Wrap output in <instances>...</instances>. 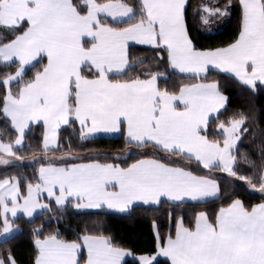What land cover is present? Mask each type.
I'll use <instances>...</instances> for the list:
<instances>
[{
  "label": "snow or ice",
  "instance_id": "snow-or-ice-1",
  "mask_svg": "<svg viewBox=\"0 0 264 264\" xmlns=\"http://www.w3.org/2000/svg\"><path fill=\"white\" fill-rule=\"evenodd\" d=\"M240 4L238 39L226 48L200 51L188 35L186 0H140L138 19L136 10L124 0H81L79 4L74 0H0V28L23 29L10 42L0 44V63L14 59L19 63L15 74L0 83L7 87L23 80L25 66L38 57L47 58L32 80L15 94L8 87L3 97L0 112L10 118L18 133L15 145H22L25 130L34 121L42 120L47 128L45 150L60 126L72 118L81 126L82 139L98 132H118L126 125L127 138L138 146L151 142L170 156L195 157L205 169L220 166L237 177L232 150L244 119L231 120L230 126L220 123L222 143L201 135L209 113L226 107L227 98L216 83L185 86L176 95L158 87L156 74L129 80H113L110 75L126 71L129 42H136L166 51L170 66L180 73L199 75L212 65L234 74L252 89L257 82L264 85V0H240ZM204 11L227 15L219 9ZM204 22H208L206 18ZM84 68L90 70L87 75ZM12 148L0 143V152L12 154ZM39 180L35 186L27 185L24 197L19 181H0V235L13 231L9 214L15 218L22 210L33 217L36 209H47L37 199L43 192L54 197L57 205L75 198L78 209L107 205L120 211L136 201L159 204L166 197L169 201L202 202L219 194L215 180L160 159H141L126 168L100 163L41 167ZM247 183L256 188L251 179ZM259 191L264 193V176ZM80 241L82 244L62 240L58 234L36 239L34 264H80L82 245L87 249L85 264H122L131 255L113 246L107 237L85 234ZM159 256L169 258L171 264H264V203L249 210L241 200H233L219 209L214 221L205 212L198 213L192 228L178 221L175 237L169 236L155 255H141L138 261L154 264ZM9 264H15L12 257Z\"/></svg>",
  "mask_w": 264,
  "mask_h": 264
},
{
  "label": "trees",
  "instance_id": "trees-1",
  "mask_svg": "<svg viewBox=\"0 0 264 264\" xmlns=\"http://www.w3.org/2000/svg\"><path fill=\"white\" fill-rule=\"evenodd\" d=\"M74 2L79 4L81 0ZM124 2L136 10L138 19L140 0ZM205 8L219 9L227 15H209L204 11ZM205 18L207 23L204 22ZM185 23L189 38L196 49L226 46L236 40L239 32L241 23L239 0H187ZM22 30L0 28V44L11 41ZM128 52L129 66L126 71L121 75H110V79L129 80L137 77L147 79L150 74H159L161 77L157 81L158 87L161 90L166 89L171 94L176 93L181 86L196 81L217 83L218 89L227 98L226 107L209 120L204 134L209 140L222 142L224 136L219 128L220 123L228 126L231 120L244 119L245 122L238 132L240 139L232 150L237 177L222 175L218 166L205 169L193 158L170 156L153 144L138 146L125 139L122 134L116 137L98 136L81 139L74 123L59 129L55 148L44 150L42 126L31 125L25 133L22 146L12 148L13 152L21 157L45 152L69 153L75 156L72 161L92 160L126 166L140 157L150 156L165 163L181 166L194 174L213 177L219 185V194L202 202L163 201L156 206H134L127 213L105 210L78 211L71 205L57 207L50 203L48 210L32 218L18 216L12 220L18 232L0 241V260L5 264L9 257L15 260V264H34L36 256L34 240L53 234H58L59 239L66 241H79L85 234L110 238L113 246L127 248L132 253V256L122 264H137L138 256L152 254L155 251L156 237L153 227L158 238L163 239L173 233L177 219L183 220L185 227L192 228L195 215L199 212H205L209 219L214 221L218 210L233 200H241L246 208L264 201V195L251 191L238 179L239 176H244L246 180L251 179L256 187L260 186L264 164V85L257 83L255 89H252L228 74L212 70L199 77L176 73L169 68L166 51L156 47L130 45ZM44 64V57L32 64L25 71L23 80L10 85L12 91L16 92L24 82L30 81ZM17 66V62L0 63V81L13 73ZM83 71L87 75L90 70L84 68ZM5 93L6 87L0 83V109ZM14 135L9 120L0 112V141L10 143ZM6 177H15L19 181L20 191L23 192L28 184L37 180L36 164L12 165L0 170V179ZM83 257L84 253L81 252L80 262ZM154 264L170 263L159 258Z\"/></svg>",
  "mask_w": 264,
  "mask_h": 264
},
{
  "label": "crops",
  "instance_id": "crops-1",
  "mask_svg": "<svg viewBox=\"0 0 264 264\" xmlns=\"http://www.w3.org/2000/svg\"><path fill=\"white\" fill-rule=\"evenodd\" d=\"M186 1H187V0H186ZM105 2H106V1H105ZM239 3H240V0H239ZM240 7H241V17H242V6H241V4H240ZM85 11H86V9H85ZM109 21L112 22L111 20H109ZM26 27H27V25H26ZM240 30H241V23H240V28H239V32H238V35H237L236 40H237L238 37H239ZM236 40H235V41H236ZM235 41H234V42H235ZM9 42H10V41H9ZM234 42H232V43H230V44H228V45H226V46H223V47H218V48H213V49H205V50H200V51H207V50H215V49H220V48H226V47H228L229 45L233 44ZM86 44H87L88 46H90V40H88L87 38H86ZM130 45H141V44H138V43H136V42H129V46H130ZM141 46L154 47V46H151V45H141ZM197 50H198V49H197ZM39 59H40V57H38L37 60L33 61L32 64H34L35 62H37ZM44 59H45V64H44V65H46V63H47V58H46V56L44 57ZM167 59H168V58H167ZM11 62H17V61H15V59H14V60L11 61ZM17 63H18V62H17ZM32 64H31V65H32ZM31 65H27V66H25V71H26ZM168 65H169V68H170L172 71L176 72V73L183 74V75H193V76H197V77L206 75V73H207L208 71H210V70H212V71L222 72L221 70L216 69L214 66L209 65V67H208V71L205 72V73H200L199 75L186 74V73H180L179 70H177V69H173V68L170 66L169 62H168ZM43 67H44V66H43ZM43 67H42V69H43ZM18 68H19V63H18L17 68H16V69L14 70V72L11 73V74L14 75ZM42 69H41V70H42ZM41 70H39V71H41ZM24 73H25V72H24ZM222 73H225V72H222ZM225 74H228V75L232 76L233 78H235L237 81H239L238 78H236V77L234 76V74H232V73H225ZM156 75H158V77H161V75H159V74H156ZM34 76H35V74H34ZM34 76L32 77V79L34 78ZM5 78H6V77H5ZM5 78H3L2 80H4ZM149 78H150V77H149ZM32 79H31V80H32ZM147 79H148V78H147ZM2 80H1V81H2ZM157 81H158V80H157ZM239 82H240V81H239ZM13 83H14V82H13ZM207 83H216V82H215V81H196V82H193V83H190V84H186V85L181 86V87L179 88V90H178L176 93H174V94L179 95L180 89H181L182 87H185V86H191V85H195V84H207ZM240 83H242V82H240ZM257 83H260V82H257ZM216 84H217V83H216ZM242 84H243V83H242ZM10 85H11V84H10ZM10 85L7 86V87L5 86V87H6V93H7L8 87H10ZM22 86H23V85H22ZM22 86H20V87H22ZM10 88H11V87H10ZM18 90H19V88H18ZM18 90H17V91H18ZM218 90H219V89H218ZM11 91H12V89H11ZM17 91H16V92H17ZM12 92H13L14 94L16 93V92H14V91H12ZM219 92H220V90H219ZM6 93H5V95H6ZM220 94L224 96L223 93L220 92ZM224 97H225V96H224ZM177 103H178V106H180V105H179V102H177ZM2 108H3V106H2ZM220 110H221V109H220ZM220 110H219V111H220ZM217 113H218V112H212V113H209V119H208V122H209V120H210L212 117H214ZM3 115H4V114H3ZM4 117H5V116H4ZM7 119L9 120L10 126H11V128L13 129V127H12V125H11L10 118H7ZM70 123H74V124H75V126H76L77 129H78L79 137L82 139V137H81L82 129H81V126H80L79 122L76 121L74 118H72V119H70L69 124H70ZM34 124H40V125L42 126V147H43V149H44V137H45V135H46V133H47V128H46V126H45V124L43 123L42 120H41V121L30 122V123H29V127H30L31 125H34ZM67 125H68V124H67ZM207 125H208V124H207ZM63 126H66V125H61L60 128L63 127ZM29 127L25 130V133L28 131ZM60 128H59V129H60ZM59 129H58V131H57L56 138L50 142V144H49L47 150H52L53 148L56 147V145H57V141H58V132H59ZM13 130H14V129H13ZM204 131H205V129L201 131V135H205V134H204ZM221 131H222V130H221ZM14 134H15V135H14L13 140H12L10 143H6V142H5V143H6V144H11V145H13V147H21L22 145H21V146H16V145H15V140L17 139L18 133L14 130ZM120 134H122V135L124 136L125 139H127L128 141H130V140L127 138V127H126V125H122L120 131H118V132H111V133H108V132H98V133H95V134H93L92 136H90V137H88V138H93V137H98V136H104V137H116V136H119ZM88 138H87V139H88ZM223 139H224V138H223ZM209 141H212V140H209ZM131 142H133V141H131ZM222 142H223V140H222ZM222 142H221V143H222ZM0 143H1V141H0ZM133 143H136V142H133ZM22 144H23V142H22ZM149 144H152V143L149 142ZM44 150H45V149H44ZM12 153H14L13 150H12ZM14 154L17 155L16 153H14ZM64 154H65V153L45 152V153H40V154H36V155L30 156V157H21V156H20L21 158L18 160V159L12 158L8 153L0 152V159H1L2 161H6V163H4V162L2 163L3 166L0 168V170H3V169H5V168H7V167H9V166H12V165H34V164H36V178H37V180H36L34 183H31L33 186H35L36 184L40 183V180H39V169H40L41 167H49V166H52V167H70V166H72V165H74V164H89V163L113 164V163H103V162L92 161V160H89V161H72V160L74 159V157H75V156H73L72 154H71V156H69V157H67V158H58V159H52V160H47V159L42 158L43 156H49V155L62 156V155H64ZM12 155H13V154H12ZM18 156H19V155H18ZM41 158H42V159H41ZM141 159H156V158H154V157H150V156H145V157H140L139 159H137V160L131 162L130 164H128V165H126V166H120V165H118V164H113V165H118V166H120V167H122V168H126V167H128L129 165H131V164H133V163H135L136 161L141 160ZM193 159L196 160L195 157H193ZM196 161H197V160H196ZM162 162H163V161H162ZM198 162H199V161H198ZM164 163H165V162H164ZM199 163L202 164L201 162H199ZM171 165H172V164H171ZM202 165H203V164H202ZM172 166L181 167V166H178V165H172ZM218 167L220 168V166H218ZM185 170H186V169H185ZM220 170H221V168H220ZM186 171H188V170H186ZM193 174H194V173H193ZM194 175H197V174H194ZM197 176L205 177V178H208V179H213V180L216 181V179H214L213 177H210V176H203V175H197ZM262 176H264V164H263ZM4 180H10V181H13V182H14V181H18L15 177H6V178H3V179H0V181H4ZM216 182H217V181H216ZM217 184H218V183H217ZM27 191H28V190H27V186H26L23 192L20 191V193H21V197L27 196ZM56 195H57V196L59 195V191L56 192ZM211 198H214V197L207 198L206 200L211 199ZM37 199H38V203H40V204H44V205H48V208H47V209H39V208L36 209L35 212H34V214H33V216H35L36 214H38V213H40V212H43V211L48 210V209H49V205H50V203H52L53 205H55V206H57V207H62V206H65V205H71L75 210H78V211L105 210V211L116 212V213H127V212H128L132 207H134V206H156V205H158V204H148V205H145L142 201H136V202H134L133 204L129 205V206L127 207V209H125L124 211H120L119 209H109V208L107 207V205H104L102 208H99V209H94V208H79V209H78V208L75 207V205H76V203H77V200H76L75 198H72V199L67 200L63 205H57V203L55 202V198H54V197H49V196L47 195L46 192H43V193H41V194L39 195V197H38ZM163 201H166V202H172V203H179V201H169L166 197H162L161 200H160V202H159V204H160L161 202H163ZM183 202H197V201H191V200L185 199ZM19 203L23 204V199H22V198L20 199ZM231 203H232V202H231ZM231 203H229V204H231ZM260 203H264V201L259 202V203H256V204L252 205V206H251L250 208H248V209L251 210V208H252L253 206L258 205V204H260ZM229 204H228V205H229ZM228 205H227V206H228ZM227 206H224V207H227ZM9 207H11V204H10V203H9ZM218 212H219V210H218ZM218 212H217V213H218ZM199 213H200V212H199ZM197 214H198V213H197ZM197 214H196V215H197ZM196 215H195V217H196ZM216 215H217V214H216ZM18 216H23V217H25V218H32V217H28V216H27L22 210H18V212H17V216H16V217H18ZM16 217H15V218H16ZM8 218H9V222H10V224L12 225V229H13V231H12L11 234H8V235H0V241L6 239V238H8V237H10V236H12V235H14L15 233L18 232V228H17L15 225H13V223H12V220H13L14 218L11 217L10 214H9ZM194 222H195V218H194ZM193 227H194V225H193ZM176 230H177V225H175L174 231H173V233H172L171 235H168V236H166V237L163 238V239H159V238H158V235H157V232H156V229H155V230H154V234H155V237H156V246H155V251H154V253L151 254V255H155V254L158 252V247H159V246H162V245L166 244L167 239L169 238V236H171V237L174 238V237H175V234H176ZM2 233H3V223H2V220H1L0 234H2ZM94 236H98V235H94ZM103 237H104V236H103ZM44 238H45V237H44ZM44 238H36V239H41V240H42V239H44ZM36 239H35V240H36ZM35 240H34V246H35V248H36ZM69 242H70V241H69ZM77 242H81V241L79 240V241H77ZM81 244H82V242H81ZM115 247H117V246H115ZM118 248H120V249H122V250H125V251L131 253V251H130L129 249H127V248H123V247H118ZM81 252L84 253V257H83V259H82V262H80V264H85L86 259H87V249H86V247H84L83 245H82V247H81L80 252L78 253V259H79V257H80ZM37 255H38V252H37V248H36V256H35V259H36ZM131 256H132V253H131V255L125 256V258H124L123 261H125V260L128 259V258H130ZM159 258H160V259L167 260V261L171 264V261H170L169 258H166V257H163V256H159V257H157V259H159ZM34 261H35V260H34ZM122 263H123V262H122ZM4 264H5V262H4ZM6 264H9V259L7 260V263H6ZM138 264H139V262H138Z\"/></svg>",
  "mask_w": 264,
  "mask_h": 264
},
{
  "label": "rangeland",
  "instance_id": "rangeland-1",
  "mask_svg": "<svg viewBox=\"0 0 264 264\" xmlns=\"http://www.w3.org/2000/svg\"><path fill=\"white\" fill-rule=\"evenodd\" d=\"M8 43V42H7ZM36 63V62H35ZM228 126H230V125H228ZM1 143H4V144H6L5 142H1ZM134 151V150H133ZM13 154V155H12ZM12 154H9L12 158H15V159H20L21 157L20 156H18V155H15L14 153H12ZM125 155H127V153L125 154ZM69 156H71V154H69V153H65L64 155H62V156H57V155H49V156H43L42 158H44V159H47V160H52V159H58V158H67V157H69ZM41 158V159H42ZM0 161H2L1 159H0ZM3 162H0V168L3 166V164H2ZM221 168V167H220ZM221 174L222 175H225V176H230V175H228L226 172H223L222 170H221ZM230 177H233V176H230ZM240 180V179H239ZM240 181H242V180H240ZM244 184H246L247 185V187L251 190V191H255V192H258V193H260L261 195H264V193H261L260 191H259V187H256L255 189H253V188H251L250 187V185L247 183V180H244V181H242ZM178 221H180V219H177L176 220V222H175V225H177V223H178ZM175 228V227H174ZM153 230H155V227H153ZM154 253V252H153ZM152 253V254H153ZM148 255H151V254H148ZM139 257V256H138ZM138 257L136 258L137 259V264H138Z\"/></svg>",
  "mask_w": 264,
  "mask_h": 264
}]
</instances>
